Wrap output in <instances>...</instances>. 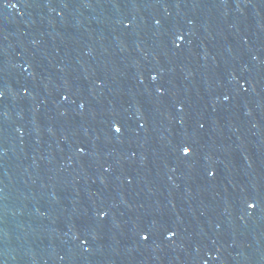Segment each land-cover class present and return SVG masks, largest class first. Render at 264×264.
I'll return each instance as SVG.
<instances>
[{"label": "water", "instance_id": "1", "mask_svg": "<svg viewBox=\"0 0 264 264\" xmlns=\"http://www.w3.org/2000/svg\"><path fill=\"white\" fill-rule=\"evenodd\" d=\"M0 264H264V0H0Z\"/></svg>", "mask_w": 264, "mask_h": 264}, {"label": "snow or ice", "instance_id": "2", "mask_svg": "<svg viewBox=\"0 0 264 264\" xmlns=\"http://www.w3.org/2000/svg\"><path fill=\"white\" fill-rule=\"evenodd\" d=\"M153 79H155V77H153ZM116 131L119 132L120 129H119V128H116ZM183 152H184L185 155H187V154H189L190 149H189L188 147H185V148L183 149ZM255 206H256L255 204H249V207L254 208Z\"/></svg>", "mask_w": 264, "mask_h": 264}]
</instances>
